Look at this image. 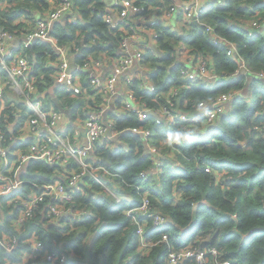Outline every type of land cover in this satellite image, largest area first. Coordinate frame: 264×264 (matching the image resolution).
I'll list each match as a JSON object with an SVG mask.
<instances>
[{
  "label": "clouds",
  "instance_id": "9594fccd",
  "mask_svg": "<svg viewBox=\"0 0 264 264\" xmlns=\"http://www.w3.org/2000/svg\"><path fill=\"white\" fill-rule=\"evenodd\" d=\"M209 3L0 0V264H264V0Z\"/></svg>",
  "mask_w": 264,
  "mask_h": 264
},
{
  "label": "trees",
  "instance_id": "16d2710c",
  "mask_svg": "<svg viewBox=\"0 0 264 264\" xmlns=\"http://www.w3.org/2000/svg\"><path fill=\"white\" fill-rule=\"evenodd\" d=\"M216 0H211V3L207 4L205 8L204 14L201 15V17H206L207 15L211 14V12L214 10ZM260 7H264V5H261ZM216 11H225L224 8H216ZM143 13H141L142 15ZM223 23V21H220ZM139 26V25H138ZM145 27H159V24H149L145 25ZM237 30L235 28L229 29V33H236ZM243 39V37H240ZM260 37L258 34L254 33L247 41L246 44L249 48H255ZM191 42V41H189ZM167 59V58H162ZM254 62H261L264 63V46H261L259 49V52L257 53L256 57L254 58ZM238 83V81L234 82ZM250 84H253V81H249ZM231 86V85H227ZM256 92L259 94H264V86H260L256 88ZM223 119L229 120V123H232V121L228 117H224ZM218 129L212 128L209 129V132L205 137H200L198 139V143H206L208 139L212 136H215L218 133ZM126 136L129 134H125ZM224 139H227L226 137H222ZM229 143H231L229 141ZM219 167H232V165L227 164L226 162H221ZM255 167V165L252 164H245L242 167H237V171L241 170H251V168ZM179 172V170H177ZM252 183H264V169H261L258 175H255L252 177ZM208 212L207 209L203 207V205L199 206L197 209V215H203ZM229 218L224 217L217 221V223H224L225 220ZM173 226L171 224H168L164 227H156L152 231L153 233H160L163 231L168 230L169 228H172ZM201 227V224L199 222H194L188 229H186L182 236L180 237L179 243H183L184 241L191 238L192 235L195 234V232ZM177 231H179L177 229ZM42 247L39 249H36L35 251L29 252V259L28 264H61L59 261H56L54 263L48 261L46 259L47 255L54 254L59 257L58 260L62 257V255L66 256V262L63 264H107V260L104 257L103 253H99L97 255L91 254V249H78L74 243H61V237L54 234H49L43 237V239L40 241Z\"/></svg>",
  "mask_w": 264,
  "mask_h": 264
},
{
  "label": "built area",
  "instance_id": "2783aa9c",
  "mask_svg": "<svg viewBox=\"0 0 264 264\" xmlns=\"http://www.w3.org/2000/svg\"><path fill=\"white\" fill-rule=\"evenodd\" d=\"M207 5H205L202 9H200V15L204 14L205 12V8H206ZM42 245L41 243H39V246L37 249L41 248ZM46 259L52 263L56 262V261H59L61 264L65 263L66 262V256L65 255H62V257L59 259L58 256L54 255V254H50V255H47L46 256Z\"/></svg>",
  "mask_w": 264,
  "mask_h": 264
},
{
  "label": "crops",
  "instance_id": "0c3cea01",
  "mask_svg": "<svg viewBox=\"0 0 264 264\" xmlns=\"http://www.w3.org/2000/svg\"><path fill=\"white\" fill-rule=\"evenodd\" d=\"M213 1V0H212Z\"/></svg>",
  "mask_w": 264,
  "mask_h": 264
},
{
  "label": "rangeland",
  "instance_id": "374dc122",
  "mask_svg": "<svg viewBox=\"0 0 264 264\" xmlns=\"http://www.w3.org/2000/svg\"><path fill=\"white\" fill-rule=\"evenodd\" d=\"M199 139V138H198Z\"/></svg>",
  "mask_w": 264,
  "mask_h": 264
}]
</instances>
